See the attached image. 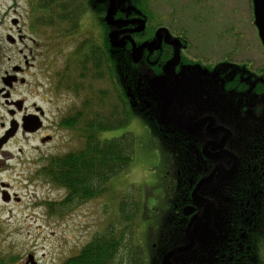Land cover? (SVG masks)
<instances>
[{"label": "flooded vegetation", "instance_id": "flooded-vegetation-1", "mask_svg": "<svg viewBox=\"0 0 264 264\" xmlns=\"http://www.w3.org/2000/svg\"><path fill=\"white\" fill-rule=\"evenodd\" d=\"M252 1L264 49L259 10ZM111 3L91 0L79 29L68 33L38 25L33 18L37 6L28 10L35 36L24 34L20 18L12 20L17 38L9 32L7 45L0 46V107L8 119L0 124V200L20 202L11 193L13 176L28 179L29 186L43 184L50 154L41 147L54 142L59 130L73 133L60 126L82 105L65 88L71 53L92 43L107 52L118 45L136 82L130 89L132 77L125 74L122 89L142 112L136 117L140 133L155 144L157 161L145 183L149 207L142 228L150 264H264V58L237 59L229 52L210 60L209 46L217 39L210 38L216 34L207 23L199 46L189 29L154 21L144 0H116L109 17ZM196 4L204 12L203 0ZM51 50L63 53L57 70L50 67ZM60 101L67 106L51 110ZM34 137L33 156L16 149L19 139ZM37 198L36 208L65 216L49 209L56 200ZM9 264L42 263L29 252L25 262L11 259Z\"/></svg>", "mask_w": 264, "mask_h": 264}, {"label": "trees", "instance_id": "trees-1", "mask_svg": "<svg viewBox=\"0 0 264 264\" xmlns=\"http://www.w3.org/2000/svg\"><path fill=\"white\" fill-rule=\"evenodd\" d=\"M90 5L91 0H36L34 18L38 25L68 33L79 29V19ZM105 49L100 43L81 45L68 59L65 88L74 91L82 105L60 123L73 131L78 145L62 154H50L43 169V179L66 192L49 203L56 215L116 192L113 179L131 170L139 148L134 131L102 137L103 132L127 128L136 118V109L122 89L120 55L124 48ZM148 196L149 189L142 184L127 188L103 229L61 264H150L148 236L142 230Z\"/></svg>", "mask_w": 264, "mask_h": 264}, {"label": "rangeland", "instance_id": "rangeland-1", "mask_svg": "<svg viewBox=\"0 0 264 264\" xmlns=\"http://www.w3.org/2000/svg\"><path fill=\"white\" fill-rule=\"evenodd\" d=\"M197 1L144 0V3L150 8L154 21L157 17L172 27L177 23V29L182 28L186 31L189 29L194 42L199 46L205 39L203 31L206 28L204 23H207L210 32L216 34L211 35L210 38L217 39L214 45L209 46L210 60L215 61L232 52L237 59L250 57L247 59L263 61L264 49L254 24L252 0H203L204 12L196 4ZM0 2V46L7 45L5 41L7 33L17 32L18 29L12 24L14 18H20L19 24L24 34L35 36L31 29L29 31L31 14H28V10L30 11V7H36V0H0ZM193 5L198 6V9ZM158 6L162 8L161 11L155 10ZM17 35L16 33L13 36L17 38ZM52 48L56 49V45ZM60 58L63 59V53L56 54L51 50L50 67L53 65L57 70ZM121 68L124 75L129 74L132 77L127 84L128 87L130 89L135 87L134 74L124 63H121ZM56 106H67V103L64 101L55 103L51 106V110H55ZM137 113L142 112L137 110L136 117ZM136 120L135 118L133 123L125 129L102 133V137L111 138L119 136L123 131H134L140 139L131 170L112 181L116 192L83 203L75 210L68 211L62 218L48 214L46 207L36 208L35 203L38 202V195L41 198L59 200L65 196V190L50 185L46 181L43 182L44 185L37 182L29 186L28 179L22 180L15 176L11 178L10 183L13 186L11 193H17L21 200L13 201L11 204H5L0 200V264L2 262L9 264L11 259L23 263L29 252L34 253L42 264H61L64 259L76 254L97 231L103 229L114 213L118 197L127 188L141 183L149 189L148 185L143 183L152 179L150 171L157 161L155 144L151 137L140 133L138 127L141 124ZM7 121L5 111L0 107V124ZM53 134L56 140L41 147L47 154H62L78 145V139L71 132L59 130ZM37 144L38 138L35 137L29 140L19 139L16 149L22 147L27 156L31 157L33 156L32 147ZM39 215L41 217L36 220Z\"/></svg>", "mask_w": 264, "mask_h": 264}, {"label": "water", "instance_id": "water-1", "mask_svg": "<svg viewBox=\"0 0 264 264\" xmlns=\"http://www.w3.org/2000/svg\"><path fill=\"white\" fill-rule=\"evenodd\" d=\"M256 4H257V8L259 10V16H260V21L262 24V28H263V34H264V0H255ZM115 6H116V0H112L111 3V7L109 10V17L111 16V14L115 11ZM118 46V45H116Z\"/></svg>", "mask_w": 264, "mask_h": 264}]
</instances>
